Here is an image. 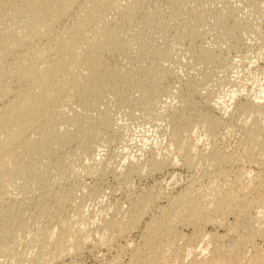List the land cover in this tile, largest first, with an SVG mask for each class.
Listing matches in <instances>:
<instances>
[{"label":"bare ground","instance_id":"obj_1","mask_svg":"<svg viewBox=\"0 0 264 264\" xmlns=\"http://www.w3.org/2000/svg\"><path fill=\"white\" fill-rule=\"evenodd\" d=\"M170 2L172 3V5L170 3V8L173 7V14L176 15V17H173L175 20L177 19V25H175L177 28L171 40L175 41V43H181L186 30L189 28L191 30L193 26H196L194 22L196 19L198 21V15L196 14L199 13L198 5L201 4L202 0H170ZM139 5V0H0V248H6L7 256H3L5 258L9 257L8 259L10 260L7 263L5 262V264H83L80 261L81 255L87 252L91 253L90 245L88 244L89 234L87 233L88 230H86L89 216L86 213L85 218L87 217L88 219L86 221L83 219L84 216H79L85 214L80 202L85 197L78 200V203L75 202L77 200L74 201L75 193L73 186H70L73 184L72 182L68 186L71 187L70 189L66 188V186V189L63 186H59L60 189L55 188L54 190L51 187L52 183V186H54V182L49 180L51 178L50 175L46 177V174L44 175V172L42 173L40 170L44 168H40L42 166L38 164H42L43 159L41 156H43V152L48 157L53 154L51 153L53 150L49 153V148H51L49 145L52 144L53 140L61 142V145L63 142H69L70 144L75 135L80 139L88 136L89 133L95 134L93 131L89 132L88 128L95 127V125L105 126L109 120L110 112L108 111L110 110L107 108L100 109L96 104L98 102H95V100L99 101L106 92L113 91L116 84L121 82L123 84L134 83L139 86V90L142 87V89L150 92L153 88L151 89L150 85L149 90L147 85L158 82L157 80L156 82L154 81L155 75L152 78L148 77L153 73L150 74L155 67L152 65L154 61L151 64L147 63V65L149 64L152 67L145 65L144 70L140 71L137 77L135 75L131 77L129 73L120 72L119 69H117L119 70L117 74L115 67L118 61L114 63L116 66L112 62L116 55L121 57V54L126 55L127 51L131 52L129 50L131 47L128 50L126 49L132 41L131 31H124L122 25L128 20V16L134 15ZM195 9H198V12L194 13ZM185 11L186 14H189L188 17L185 15L186 18L183 17ZM206 12L204 13L201 9L200 15H203V13L205 15ZM262 14L264 13L262 12ZM111 15L112 17L110 18ZM251 23L250 27L252 26ZM262 24L264 25V23ZM189 32L190 34L192 33L191 31ZM192 34H195V31ZM192 38L191 36V40ZM136 46V52L141 55H147L148 47L147 49L145 48V51V46L141 43ZM190 47L192 46L190 45ZM205 52L203 51V53ZM155 53L151 54L148 52L146 59L148 61L154 59ZM156 54L157 57L162 56L158 52ZM141 55H137V57L139 56L140 58ZM214 56L218 58V55L217 57L216 55ZM110 57L112 58V63L109 61ZM134 57L136 56L134 55ZM203 58H205L204 55ZM215 58L213 59L216 61ZM220 59L222 58L220 57ZM217 61L216 63H219V60ZM160 69V71L157 69L159 72L156 71L158 74L160 72H162V75L166 73L164 65L160 66ZM200 70L202 71V69ZM127 71L125 70V72ZM156 72L154 71L155 74H157ZM167 72L169 71L167 70ZM208 76L205 74V78L202 77V79L207 80ZM147 77L151 78L152 82ZM159 78H162L161 75ZM160 81L158 82L159 84ZM197 81L192 83L193 92L201 90ZM228 81L232 82V80ZM161 83L163 84V82ZM262 84L255 85L257 86L255 91L250 88L252 91L243 94L244 97H241V92L238 93L239 90L238 92H236V89L230 91L229 100H235L237 97L236 110L246 115L248 114V118L250 116L247 121L244 120L243 126L237 130L238 138L235 148L230 152L221 148L210 150V153L204 152L205 149L203 151L198 146L199 138H195L196 136L194 140L193 138L190 141L184 140V134L186 133L187 135L188 133L189 135L192 131L190 130L191 126H189L190 122L185 120L189 117H184L185 122L181 120V123H184L181 125V123H177L175 114L171 115L174 118L170 116L173 125H170L172 129L171 132L169 131L171 136L168 142L169 147L172 149V154L169 156L164 154L152 159L148 167V173L151 174L165 168L166 172L168 170V177L163 181L166 184L171 183L173 186L171 187L172 190H176L172 194H169V192L168 194L167 192L159 193L160 195L161 193L162 195L165 194L164 197H166L167 202L157 214L152 215L151 213L152 216H150L148 221L144 222V226L136 240L131 235L138 228H141V221L148 213V209L154 206L152 203L160 196L154 187L161 185L162 181L157 182L152 188L149 186L152 191L154 189V193L152 191H150L151 194H142L143 191L139 192V196L133 198V203L130 202V207L123 209L124 211L121 214L119 213V216H117L118 214L115 215V213L109 214V216L105 215L107 217L104 216V218L102 216L97 229H90L93 231L94 236L97 237V241L94 240V245L102 246L105 252L107 251L106 253L110 254L109 259L106 260L105 258L106 261L101 264H264V243L261 244L256 241V237H264V84ZM187 85L189 86L190 84ZM120 86L119 88L123 90L122 87L124 85ZM143 86H147V88H143ZM163 86L159 87L163 89ZM188 88L190 91L191 88ZM159 90L158 88L157 91ZM157 91L156 94L158 93ZM110 93L111 95L113 94L112 92L108 94L110 95ZM117 95L116 97H118ZM184 95L186 96L187 94ZM158 96L160 95L158 94ZM185 96L181 97L187 100ZM189 97L188 99H190ZM89 100H91L90 103L92 105V102L95 104L93 109L96 112H92L94 114L81 116L83 113H74L70 108L68 111H72L73 114L67 113L66 107L71 106V103H78L80 106V104H85ZM179 100H182V98ZM192 101L190 102L193 103ZM183 102L185 104V102L188 103L189 101ZM87 104L86 106L89 108L90 105L89 103ZM183 104L180 108L184 106ZM189 111L194 112L193 110ZM206 113L207 115L201 117L199 114L200 118H196L197 122H194H199L205 128L207 134L217 133L216 130L223 127L224 120L222 118L224 115L212 116L208 111ZM188 115L190 114L188 113ZM233 126H226V129H230ZM93 127L90 129H93ZM202 132L206 134V132ZM82 138L81 141L85 139ZM75 140L80 141L78 139ZM82 142L84 143V140ZM87 142L85 144L88 145ZM87 145L84 151H87ZM80 147L83 148L84 146ZM54 155V157L52 156L53 159L58 156ZM46 156H44V161L48 164ZM200 164L204 165L203 173L207 178L205 185H198V188L196 186L198 183L193 179L194 175H192L193 177H188L184 184L177 185L174 177L179 174V171L183 168L193 170L196 165L201 166ZM53 165L55 166V164ZM142 166L137 164L135 159L128 158L126 171L122 172L126 181L130 175H141ZM48 167L51 168V165ZM91 167V170L87 169L91 171L92 175L97 174V172H101V175L103 174L102 172H105L102 171L104 168L102 169L100 162H94ZM56 169L55 172L57 171ZM53 170L51 171L53 172ZM55 172L54 174L57 173ZM22 173L26 174L27 178L28 176L30 178V180L29 178H23L22 180H29L30 183H33L34 189L37 190V194L31 191L35 197L31 196L32 194L29 195L28 191L23 192L26 190L22 191L24 193L22 195H20L21 191L18 190L20 194L17 196L18 193L15 192L16 195H14L13 190L11 192V190L7 189L8 183L14 182ZM47 174L50 173L48 172ZM64 175V178L69 176V174ZM61 178L60 176V180ZM69 178L71 180L72 177ZM51 180L53 179L51 178ZM153 183L152 185L155 184ZM21 187L24 189L25 186ZM93 187L94 191L89 193L90 195H87V197L91 195L96 197L94 194H101V191L99 192L95 189V186ZM149 188L147 189L149 190ZM70 205L72 210L68 209L73 212L72 215H78L79 220H70L69 211L66 212V207H71ZM24 210L25 215L30 210L36 216L48 218L49 221L54 219L53 223L47 222L48 225L46 224L47 226L41 230H36V233L32 231L34 229L30 230L36 235V239L32 236L34 241H32L33 239L31 242L27 241V244L31 245H29V248L33 250H31V253L33 252V254L30 253L31 255H28L29 253H27L26 249V251L20 250L17 247L19 238H22L24 233L30 229L26 225ZM26 210L28 211L26 212ZM62 210H65L69 217L65 214L63 215ZM80 217H82V220ZM184 229H189V232H185ZM26 234L28 236L29 233ZM118 241L119 244L120 241L123 243L121 242L120 246L114 247V243Z\"/></svg>","mask_w":264,"mask_h":264},{"label":"rangeland","instance_id":"obj_2","mask_svg":"<svg viewBox=\"0 0 264 264\" xmlns=\"http://www.w3.org/2000/svg\"><path fill=\"white\" fill-rule=\"evenodd\" d=\"M258 1L257 0H245V1L244 0H202L203 4L201 2V4H200L201 6L198 5L199 13L196 14V15H198V17H197L198 21L196 19L197 22L196 21L194 22V25H196L197 27L193 26L194 28L192 27L191 30H190V28L187 29L185 32V35L183 36L184 37L182 40L183 42H181V43L176 42L177 45H176L175 41L173 42L171 40V39H173L172 35L175 34V31H176L175 29L177 28V26L175 27V25H177V22H176L177 19L175 20V18L173 17V16L176 17V15L173 14V11H174V10H172L173 7L170 8L172 5L170 0H139L140 5H139V7H137V10L134 13V15L131 17L128 16L129 21L127 20L122 25V28L124 29V31H131V40L132 41H131V44L129 43V45L126 48L128 50L131 47L129 49V50H131V52L127 51L128 52V53H126L127 56L125 54H121V57H119L120 55H116L117 57L115 56V58H113V59L111 58L112 57L111 56L109 61L111 62V59H112L113 65H114V63H116L118 61L117 66H116V64L114 65V66H116L115 70L119 69L120 72L124 71V73H129L131 77H133L132 75H135L136 77L139 76L140 71L144 70L143 68L145 67V65L148 67V65L151 64L152 61H154L152 63V65H153V67L155 66L153 68L155 70L152 69L150 74L152 72L153 73H152V75L148 74L149 75L148 77L152 78V77H154L153 75H155L154 81L156 82V80H157L159 82L161 79L160 84L158 82L153 83L154 85L152 83L148 84L147 85L148 89H149V86L151 85V89L153 88L155 90L154 91L152 89L153 90L152 91L149 89L150 92L146 91V89H142V87L139 90L138 89L139 86L134 84V83H131V84L124 83L123 84L121 82L122 85H124L126 89L123 88L124 86L123 87H122V85L120 86L121 83L116 84L114 86L116 88V90L114 88V90L116 92L114 90L108 91V93L112 92L113 93L112 95H114V96H112L111 93L109 95L106 92L107 94L105 93L104 96H102L101 99H99V101L95 100V102L96 101L98 102L96 104L100 107V109L107 108L108 110H110V111H108V112H110L109 117H108L109 120L105 124V126L102 125V127H101V126L95 125V127L92 126L93 129H90L92 127L89 126L90 127V128H88L89 132L93 131L95 134H93V133L88 134V136L91 138V140L88 136H86V137L84 136L83 138H85V139H83L80 136L84 140V143L82 142L83 140L81 141V138L80 139L77 138L78 136L76 137V135L73 137L75 142L72 141L73 140L72 139L71 140L72 143L70 142V144H69V142H66L67 144L65 142H63L61 145V142H59L57 140H53L51 142L52 144L49 145V147L51 146V148L48 147L49 153L51 150H53V151H51V153H53V154L50 157H48V155L46 156L45 155L46 153L43 152V154H42L43 156H41L43 159V160L41 159L43 165L38 164V165L42 166L40 168H44V169H40L41 172L42 173L44 172L43 174L44 175L46 174L45 175L46 177H49V175H50V177L54 180L53 181V180H51V178H49V180L51 182H54L55 187L52 186L53 183L51 184V187L54 188V190H55V188L60 189L59 186L60 187L63 186V188H65V186H66V188H68V189H70L73 186V191L75 193V194L73 193L75 195L74 201L77 200V201H75L76 203H78V200L82 199V197H85V199L83 198L80 201L82 204V209L84 208L83 212L85 214L83 213L84 215H79V216H84L83 219H85V221L88 220L87 217L85 218L86 213H87V216H89L88 218L90 221L89 220H88L89 222L87 221V227H86L87 229L86 230H88V232H87L89 234V236H88L89 237V243L88 244L90 245L89 249L91 250L92 254L90 252H87V253H84L81 255L80 261L83 264H101V263H103L109 259L110 254L106 253L107 251L105 252V249L102 246L100 247L99 245H94L95 244L94 240L97 241L96 240L97 237L94 236V233L92 230H95V228L97 229V227L99 226L98 224L101 222L100 219H102V216L104 218L105 215L109 216V214L112 215L113 213H115V215L118 214L117 216H119L121 214V212L124 211L123 209H125L126 207H130L131 203H133V201H134L133 198L135 196L138 197L142 191H143L142 194H151L150 191H152V189H150L149 186L152 188L153 186L156 185L157 182H160V181H162L163 183L161 185H157L156 187H154V189L156 188L155 191L158 193V195H160L159 194L160 192H162V193L167 192V194H168V192H169V194L170 193L172 194L173 192H175L176 189L172 190L171 187H173V186L171 183L166 184L165 181H163L165 178L167 179V177H168V174H167L168 170L167 169H166L167 172L165 171V168H163V169L155 171L151 174L148 173V167H149V164H150L152 159L158 158L164 154H166V156L167 155L169 156L172 154V149H171V147H169V142H168V140H170V136H171L170 135V132L172 129L171 126L173 125V123H172L173 121H171L172 118H170V116L172 114L173 115L175 114L174 116L177 119L176 120L177 123H181L182 121L185 122V120L191 123V124L189 123V126L192 127V128L190 127V130H192L191 132L194 134H192L190 132L191 135L190 134L188 135V133L186 135V133H185L184 134L185 135L184 140L190 141L192 138L194 140V137L196 136L195 138H199L198 146L203 151L205 149L204 152L210 153V150L212 151L215 148H219V149L221 148V149L226 150L227 152H230L232 149L235 148L236 140L238 138L237 130L241 126H243V124L245 123L244 120L247 121L250 118V116L248 118V114L246 115L245 113H241V112L236 110L235 107L237 104V97L235 98L236 101L234 99L229 100L230 99L229 98L230 97V91L233 89H236L237 90L236 92H238V90H239L238 93L241 92L240 93L242 95L241 97H244L243 94H246L247 92L252 91V90H254V91L257 90V86H255V85L261 84V83L264 84V31H263L264 25L262 24V23H264L263 22L264 21V14H262V12L264 13V4H263L264 0H258ZM170 3H171V5H170ZM255 7H257V8H255ZM201 9H202V11H204V13L206 11L208 13L206 12L205 15H204V13H203V15H200L202 13V12L200 13ZM195 10H194V13L198 12L197 11L198 9H195ZM256 11H257V13H256ZM253 12H254V14H253ZM183 14H184L183 17H185V15H186V17H188V15H189V14H186V11ZM260 16H261V18H260ZM111 17H112V15L110 16V18ZM190 17H191V14H190ZM256 17H258V18H256ZM257 21L258 22L260 21V22L258 23ZM251 22H253L254 24ZM250 23L252 24L251 27L249 26ZM256 25H258V26H256ZM127 28H129V29H127ZM192 29L195 31V34H192V33H194V31ZM188 30L191 32L193 31V32L190 34V32ZM231 32H233L235 35ZM188 33L190 34V36ZM191 36L193 37L192 40H191ZM167 37H169V38H167ZM235 38H237V39L235 40ZM139 40H140V42H139ZM142 41L145 43L143 44ZM192 41H193V43H192ZM138 43H141L142 45L145 46L144 50H145V48L147 49V47H148V51L145 50L147 52V55H148V52L151 54L158 52V54L159 55L162 54V56L157 57V54L155 53V55H154L155 58L148 61L146 59L147 55H145V54L141 55L139 52H136V48H137L136 45ZM190 45L193 48L190 47ZM135 46H136V48H135ZM194 47H195V49H194ZM132 48L135 50L132 51L133 50ZM203 51L204 52L206 51L207 53L206 52L203 53ZM247 51H249V52H247ZM133 52H135L136 54ZM244 52H245V54H244ZM130 53L131 54L133 53L136 57H134V55L133 54L131 55ZM209 53L212 54L213 56L210 55ZM206 54H208L209 57L206 56ZM137 55H141L140 58H139V56L137 57ZM203 55L205 58H203ZM214 55H216V57L218 55V58H215ZM131 56H132V58H131ZM211 57H212V59L215 58L216 61L213 59V62H212ZM220 57L222 59H220ZM217 60H219V63H216V62H218ZM147 63H149V64L147 65ZM158 63H160V64H158ZM161 64L164 65V69L166 68V73H164L163 75L161 74L162 72H160L159 74L157 73L162 69V68L160 69V66H162ZM157 66H159V67L157 68ZM118 67H120V68H118ZM149 67H152V66L149 65ZM200 69H202V71ZM119 70H117L115 72L117 73ZM125 70L126 71L128 70L129 72L128 71L125 72ZM167 70L170 73L167 72ZM154 71L155 72L157 71L156 72L157 74H155ZM130 72L136 73L137 75L130 73ZM124 73H120V74H124ZM168 73L171 75H169ZM172 73H173V75H172ZM165 74H166V77H165ZM175 74H176V76H175ZM205 74H206V76H208V75L210 76V77L208 76L207 80L202 79V77H204ZM160 75L162 78H159ZM187 76H189V77H187ZM211 76H212V78H211ZM136 77H134V78H136ZM151 78L150 79L148 78V80L151 81ZM190 80H192V81L189 82ZM228 80H232V82H235V83H232V82L230 83ZM187 81H188V83H187ZM194 81L195 82L197 81V83L199 84L198 85L199 88L201 87L200 88L201 90H199L200 93H199V91L193 92L191 86L193 87L192 83ZM161 82H163V84ZM253 83H254V86H253ZM156 84H157V86H156ZM158 84H159V86L164 85L163 89H161L162 87H159ZM187 84H190V85L188 86ZM117 85L122 87L123 90H121L119 88V86H117ZM147 86H145V87L147 88ZM145 87L143 86V88H145ZM155 87H157V88H155ZM188 87L191 88L190 91H189ZM244 87H246V88H244ZM252 87L253 88L256 87V88L253 89ZM118 88H119L120 92H118L119 91ZM158 88L160 89L159 91H157ZM250 88L252 90H250ZM246 90H248V91H246ZM121 91H123V92H121ZM140 91H142V92H140ZM151 91L154 93H152ZM156 91L158 92L157 94H156ZM191 91H192V93H191ZM117 93H119V94L117 95ZM115 94L118 97H116ZM158 94L160 96H158ZM184 94H187V95L193 94V95H191V97H189L190 95L185 96ZM181 96L187 97V100H186V98L181 97ZM188 97L190 99H188ZM181 98H182V100H179ZM183 99H185V100H183ZM192 99H193V101H192ZM100 100H101V103H100ZM90 101L91 100H89V102H87L90 105L89 108H88V106H86L87 103L80 104V106L78 103L77 104L71 103L72 105L71 104L70 105L72 106V108H71V106H68V107H66V109H67L66 111L68 113L69 112L68 110L70 108V110H72L74 113L75 112L76 113L78 112L77 114L83 113L81 116H84L87 114H94L92 112H96L93 109L95 107L94 106L95 104H94V102H92L93 103V105H92L90 103ZM181 101L182 102L183 101H187V102L189 101L188 102L189 104L185 102V104H186L185 105V104H183L184 102L182 103ZM190 101H192L193 103H191ZM111 103L112 104L115 103V104L112 105ZM181 103L187 108H185L184 106H182V108H180V106L182 105ZM107 104H108V106L106 107ZM103 106H105V107H103ZM190 106L193 108H191ZM188 107H190V108H188ZM177 109H179V110H177ZM187 109L193 110L194 112H192V111L188 112ZM195 109H196V111H195ZM72 111L69 112V114H71V113L73 114ZM207 111L209 114L211 113L212 116L213 115L214 116H221V115L223 116L224 115L222 118L224 120V124L222 125L223 127H220L219 129H217L216 130L217 133L214 132L215 134L214 133H211V134L208 133L209 134L208 135L207 132L205 131V128L202 127V125H200L199 122L196 123L197 122L196 118H200L203 115H207V113H206ZM186 112H188L190 115H188V113H186ZM176 113L179 116H177ZM237 113H238V115H236ZM199 114H200V117H199ZM174 116H171V117L174 118ZM187 116L189 118H186ZM190 116H192V117H190ZM184 117L186 118L185 120H184ZM179 118H180V120H179ZM168 119H169V121H168ZM189 120H191V121H189ZM194 121H196V122H194ZM183 124L184 123H181V125H183ZM229 124H231L232 126L234 125L233 126L234 129H233V127L230 128L231 131H230V129H226L227 128L226 126H231ZM193 127H194V129H193ZM88 130H87V132H88ZM195 130H197V131L194 132ZM201 130L206 132V134H204ZM234 130H236V131H234ZM187 136H189V137H187ZM190 136H191V138H190ZM75 139H78L80 141H77ZM87 141H90V142H87ZM79 142L82 143L80 146L83 145L84 146L83 148L79 146V144H80ZM86 142L88 143L89 147L87 144H85ZM86 145H87V148H86L87 151H84L85 150L84 148L86 147ZM88 148H89V151H88ZM170 150H171V152H170ZM54 154L58 155L55 157L56 159L55 158L53 159V157L55 156ZM44 156H46V160H47L48 164H46V161H44L45 160ZM128 158H133V159H135V162L137 164H139L141 166L143 165L142 166L143 171H142V174L139 176L135 175V174H133L132 176L131 175L128 176L127 181H126L125 175L122 172L126 171ZM138 159H139V161H138ZM96 161L100 162L102 169L104 168L102 171H105V172H102L104 174V175L101 174L102 176L100 175L101 172H97V174L99 173L98 175L96 173L92 175L90 173L91 171H88V169L91 170L92 164H94V162H96ZM50 162L55 164L57 169ZM49 164L51 165V168L48 167V166H50ZM144 164H145V166H144ZM44 166H46V167H44ZM203 166L204 165H201V166L196 165L193 170H188L186 168H183L181 171H179L180 175L178 174L174 177V181L177 182V185H182V184H184V182L187 180L188 177L194 175L195 177H193V176L192 177L195 180V182L198 183V184H196V186H198V185L202 186V184L205 185L207 183V180H206L207 178L203 173L204 172ZM45 168H48V169L45 170ZM53 168H55L57 170L56 171L57 173L55 172V169L53 170ZM51 170H53V172ZM194 170H196V171H194ZM48 172L50 174H47ZM54 172L56 174H54ZM64 172L66 174H69V176L68 177L65 176L66 174L64 175ZM119 174H121V175L118 176ZM59 175L62 177L61 180H60ZM63 175L65 176V178L67 180L63 177ZM89 175H91V176H89ZM94 175H96V176H94ZM20 176H22V178H20ZM26 176L27 175L24 173L20 174L17 177L18 179L16 178L17 181L15 179L14 182H12L13 184L8 183L9 186L8 185L6 186L7 189L11 190V192L13 190L14 195H16V193H18L17 196H19L20 193H21L20 195L24 194V193H22V191L26 190L23 192L28 191L29 195L32 194L31 196L35 197V195H33V193L31 191H33L34 194H37V190L34 189V185H32L33 183H30L29 176H28L29 180H27L28 178ZM53 176H54V178L56 176L57 177L54 179ZM116 176H117V178H116ZM69 177H72L71 180ZM23 178H27L26 179L27 181H24L25 179L22 180ZM78 178H80L81 181ZM121 178H124V179H121ZM156 179H157V181H156ZM76 180H78V181L76 182ZM71 182L73 184L70 185L71 187H68ZM21 183L22 184L24 183V184L22 185ZM28 183H30V184H28ZM76 183H79V184H77L79 186H77ZM152 183L154 185H152ZM17 184L18 185L21 184V185H19V188H18ZM87 184H88V186H87ZM127 184H128V186H127ZM21 186H25L24 189ZM93 186H95V189L98 190L99 192L101 191L100 192L101 194H94L97 198L92 196V195L87 197V195H90L89 193L94 191ZM27 187H29V188H27ZM76 187H80V188H76ZM92 187H93V189H92ZM74 188H76V189H74ZM147 188H149V190ZM198 188H199V186H198ZM88 189H90V190H88ZM154 189L152 191L153 193L155 192ZM18 190L21 192L19 193ZM29 190H30V192H29ZM161 190H163V191H161ZM147 192H150V193H147ZM162 193L160 195L161 197L159 196L158 197L159 199L157 198L158 201H156L157 199H155L154 200L155 204L152 203V205H154V206H151L150 209H148L149 210V211H147L148 213L144 216L143 221H141L142 222L140 224L141 228H138V230L131 235L133 239H135V240L138 239V236L140 235V230L144 226V222L148 221L150 216L157 214L159 212L160 208L162 206H164L165 203L167 202V200L165 199L166 197H164L165 194L162 195ZM20 197H22V196H20ZM76 197H77V199H75ZM16 198L20 199L19 197H16ZM83 201H85V202H83ZM127 201H128V203H127ZM115 206H117V207H115ZM66 208H67L66 212L69 211L68 213L71 216L70 220H72V219H73V221L75 219L79 220L78 215L77 216L75 215L77 218L74 215H72V213H73L71 211L72 206L66 207ZM68 208H70L71 210ZM106 208H108V209H106ZM27 211L28 210H26V212ZM63 211H64V213H63ZM70 211H71V213H70ZM150 211H152V212H150ZM61 212L63 215L65 214L69 217V214L65 213V210H62ZM24 213H25V210L23 211V214ZM33 213L34 212L31 213V211L29 210V212L26 213L27 216L24 214L26 217L25 221H26L27 228L28 227L30 228V229L28 228L29 231H26V233H29L30 235L28 234V236H29L28 237L27 234L24 233L23 237L19 238L18 246H17L20 250L26 249L27 253H29L28 255L33 254V252L31 253L32 249L29 248L31 245L29 244L30 245L29 246L27 243L31 242V240L33 239L32 236L36 239V235H35L36 230L43 229L45 226L48 225L47 222H50V223L54 222L53 221L54 219L49 221L48 218L38 216V215L36 216L35 213L34 214ZM151 213H152V215H151ZM32 214H33V216H31ZM107 216H105V217H107ZM34 217H37V218H34ZM81 218L82 217H80V219ZM77 220H75V221H77ZM34 225H36V226H34ZM28 229H26V230H28ZM32 229H34V230H32ZM90 229H92V230H90ZM30 230H32L35 233H33ZM184 230H185V232H189V229H184ZM91 237H93V238H91ZM32 241H34V239ZM256 241L258 243L262 244V243H264V237H256ZM121 242L122 241H120V244L123 243V242L122 243ZM120 244L118 241V242H115L113 246L118 247V246H120ZM25 245L29 248V251ZM18 248H17V250H19ZM1 249L2 248H0V256H1L0 257V264H3V263L5 264V262L7 263V261H10V260L8 259L9 257L8 258L4 257V256H7L6 255V251H7L6 248H3L2 250ZM3 250H5V251H3ZM1 251H3V252H1ZM4 252H5V254H4ZM105 258H106V260H105ZM6 259H8V260H6ZM99 259H101V260H99ZM99 261H100V263H99Z\"/></svg>","mask_w":264,"mask_h":264}]
</instances>
